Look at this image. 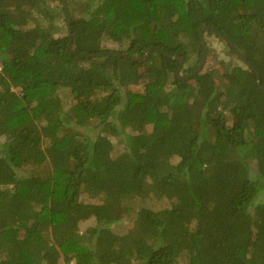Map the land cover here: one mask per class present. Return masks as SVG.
Segmentation results:
<instances>
[{
  "label": "trees",
  "instance_id": "16d2710c",
  "mask_svg": "<svg viewBox=\"0 0 264 264\" xmlns=\"http://www.w3.org/2000/svg\"><path fill=\"white\" fill-rule=\"evenodd\" d=\"M53 1L0 0V264H264V0H67L64 36ZM203 28L242 66L132 59L188 76Z\"/></svg>",
  "mask_w": 264,
  "mask_h": 264
},
{
  "label": "rangeland",
  "instance_id": "374dc122",
  "mask_svg": "<svg viewBox=\"0 0 264 264\" xmlns=\"http://www.w3.org/2000/svg\"><path fill=\"white\" fill-rule=\"evenodd\" d=\"M49 4L56 10V12H59V14H60V18L57 20L58 30H57L56 34H57V36H64L65 34H67L68 29H69L68 21H65L67 16H65L64 7L60 1H53L52 3H49ZM73 6H74L73 9H75V13L79 17L83 16V15H85V16L88 15L87 10L89 8L87 7L86 4H84L83 0H73ZM37 16L41 17V15L35 13L34 18L36 19ZM29 27H34V25L32 24ZM205 41L207 42L208 49H207V60H206L205 66H204V71H207L211 68L218 69V68H221L222 66L228 65V64H235V65L242 66L241 62L238 59L234 58V56L232 54H230V53L228 54L229 49L218 37L206 34L205 35ZM128 46H129V43L120 44V43H116V42L109 41V40H106L103 43L104 49H107V50L112 51L114 53H116V51L126 52L128 49ZM157 61H153V62L155 63ZM195 61H196V56H193L191 62H194L193 64H195ZM223 62L225 64H223ZM193 64H188V65L184 66L181 74L184 76L187 75L188 67L193 65ZM1 70H2V67L0 65V72H1ZM62 97H63L65 109L66 110L71 109V107L75 104V100L73 99V97L67 91L62 92ZM89 133L93 134L91 131H89ZM114 142H116V141L114 140ZM114 155H116V154H114ZM175 162H177V159L175 160ZM40 172L44 175H46L48 172H51L50 164L47 163L42 167H33V166L29 165L20 173L24 174V175H34L35 173H40ZM83 200H85L86 202L94 201L93 196H91L89 194H84ZM130 203L133 205V207L135 209H140L144 206H146V207H157L158 209H161V208L169 206V204H163V203H160L154 199L144 198V197H140V196H135L130 201ZM165 203H169V202H165ZM133 220L134 219L132 218V215H129V216L125 217L121 222L113 224L111 226V229L113 230V232H115L117 234L124 235L131 228V226L134 222ZM95 225H96V220H95V218H92L89 221L81 223V230L85 231L87 228L93 227ZM178 264H189V261H187L186 258L182 257L179 260Z\"/></svg>",
  "mask_w": 264,
  "mask_h": 264
},
{
  "label": "water",
  "instance_id": "95a60500",
  "mask_svg": "<svg viewBox=\"0 0 264 264\" xmlns=\"http://www.w3.org/2000/svg\"><path fill=\"white\" fill-rule=\"evenodd\" d=\"M56 1H60L65 9V12H66V16H67V20H68V23H69V26L71 27L72 25V20H71V16H70V12H69V8H68V4H67V1L66 0H56ZM206 30H211L210 28H203L201 30V33H200V39H201V45H202V50H203V58H202V61L201 63L199 64V66L197 67V69L190 75L188 76H183L181 73L183 71V68H184V60L181 59L180 57H177V56H174V55H171V54H167L165 52H161L160 50L158 49H154V48H151L149 49V51L146 53V55H144L143 57H135V58H132L133 60L135 61H138V62H146L148 61L151 56H152V53H153V50H157L159 51L160 53L164 54L165 56L167 57H170L172 59H178L180 61V68L179 70L177 71V75L179 77V79L183 80V81H190L191 79H193L197 74L201 73V71L203 70L205 64H206V60H207V48H206V42H205V36H204V33ZM220 38L222 40H224L225 42H227L236 52L237 56L242 59L244 61V63H246L247 65H249L250 67H252V65L249 63V61L243 57V55L241 54V52L237 49V47L235 46V44L228 38L224 37V36H220ZM70 49L72 52H74V49L72 48V43L70 44ZM105 55H113V56H122V57H129L127 54H121V53H110V54H101V55H97L98 57H103ZM81 57L83 58H90L91 56L90 55H86V56H82ZM257 76H258V80H259V85L261 87V89L264 90V85L262 84V80H261V76L259 74V72L257 71L256 72Z\"/></svg>",
  "mask_w": 264,
  "mask_h": 264
}]
</instances>
